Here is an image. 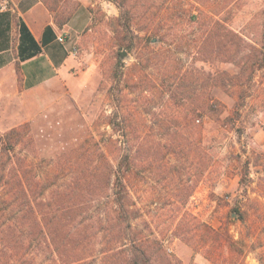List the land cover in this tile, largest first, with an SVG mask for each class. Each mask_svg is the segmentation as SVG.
Returning a JSON list of instances; mask_svg holds the SVG:
<instances>
[{"label": "rangeland", "instance_id": "obj_1", "mask_svg": "<svg viewBox=\"0 0 264 264\" xmlns=\"http://www.w3.org/2000/svg\"><path fill=\"white\" fill-rule=\"evenodd\" d=\"M155 1L157 10L163 0ZM188 1V6H200ZM141 2L127 0L123 14L108 0L91 8L92 22L76 46L80 65L72 67L73 81L64 95L41 111L33 110L29 120L0 127V134L22 128L23 136L14 151L6 152V143L0 142V199L13 204L0 202L1 264L15 258L19 239L26 248L29 241V214L14 205L12 182L18 169L25 181L46 184L42 197L62 219L57 228L84 230L81 256L96 258L97 264H118L116 252L122 250L110 247L111 224L104 220L113 214L112 168L124 156L130 158L128 203L140 210L130 233L153 255L150 264H264V67L251 70L255 58L264 63V0H201L218 14L214 20L223 18L221 23L238 36L233 42L243 47L237 59L244 64L242 80L229 92L214 87L213 78L207 89L196 78L200 72L186 77L192 70L215 74L220 69L223 28L216 24L209 35L204 25L180 19L164 21L168 37L156 46L170 50L162 61L170 59L174 82L166 90L164 68L140 54L146 36ZM106 6H114L118 15H110ZM129 39H134L133 51L119 46ZM205 45L214 51L213 63L198 60ZM118 61L124 65L121 79ZM232 67L235 75L239 68ZM209 99L222 104L218 119L203 112ZM94 180L99 181L96 190ZM26 248L19 255L29 260ZM104 250H112L107 263ZM53 257L46 251L34 263L58 262Z\"/></svg>", "mask_w": 264, "mask_h": 264}, {"label": "trees", "instance_id": "obj_2", "mask_svg": "<svg viewBox=\"0 0 264 264\" xmlns=\"http://www.w3.org/2000/svg\"><path fill=\"white\" fill-rule=\"evenodd\" d=\"M108 1L114 3L119 8L121 14H123L125 8L124 4L127 2V0ZM194 1L195 3H200V6H196L192 3L190 4V6H188V0H178V2L174 4H171V2L167 3V0H163L162 4L158 5L156 10L154 8L157 3L155 0H142L140 4L142 7H144V13L146 16V26L144 27L146 36H144L142 39L144 42V46L143 48H141L140 54L142 56L146 55V61H150L149 63H153V61L155 60L156 63L160 65V67L164 68L165 72L163 73L162 84L164 85V87H166L167 91H171L172 83L174 82V73L172 75L170 59L162 61V59L166 57L165 55H169L168 52H170V50L156 48V46H158L159 44L165 43L168 37L166 33H163V29L165 28V24H163L164 21L168 23V21L180 19L181 21L192 25H204L209 31V35H212L216 24H219L220 30L223 28L224 33V36L220 39L225 40L224 42L220 43V50H224L223 54H220V69H217V71L215 70V74L212 73L211 70H207L204 72H201L198 69L197 72L196 70H192L191 75L186 74V77H189L191 79V77H193L195 73L197 76L198 74H200V77L198 76L196 78L197 80L199 78L203 80V82H205L208 86L207 89L212 88V84L209 83L213 78L214 83H216L217 81V84H215L214 87H218L224 91L229 92L231 87H234L237 81L242 80V71L245 70L243 67L244 64H241V62L237 59L240 53L243 52V47L233 42L232 39L236 37L238 38V36L231 29L221 23V20H223V18H220V21L214 20L213 15L218 14L212 12L211 10H208V6H206V4H203L201 0ZM162 11H165L164 14H161ZM120 19L121 18H119V20ZM129 28L130 26H127V29ZM20 31L22 38L19 57L20 60L25 61L26 59H30L37 55L40 48L23 23L20 24ZM150 34L151 36H149ZM211 37L212 36H210V38ZM153 39H157V41L154 43ZM133 41L134 39H129V42L128 40H123L122 42H120L119 46L124 47L129 51H133L135 47ZM25 44L29 49L28 52L26 51V53L23 52V45ZM200 53L203 59H198L199 61L205 63H213L215 61V56H213L214 51L212 50L211 46H203ZM223 56L225 57L224 60H222ZM258 61L260 64H258ZM251 62V70L253 72L256 69L264 67V63H261L258 58H255V60H252ZM140 65L141 63L134 64L132 66V70L138 69ZM233 65L239 68L238 71H236L235 75L234 72L233 74H230L231 70L234 71V68L232 67ZM123 67L124 65L120 61H118V64L115 67L118 72V79H121V77H123ZM17 69L19 71V64H17ZM184 77L182 79H184ZM140 89L142 93L144 91H147L142 88ZM150 91H153L152 88L150 89ZM163 94L165 93L163 92ZM218 106H222L219 101H214L213 103H211L209 99L208 102H206L204 105L203 112L206 113V115L208 114L212 118L217 117L216 111H218V113H223V109H220ZM118 119V114L113 116V121L111 122V124L114 129H116L115 125L118 122ZM120 121L121 122L119 123L124 122V120ZM21 129L22 128H13L8 132L0 134V142H2L1 144L6 143V147H8V150H6V152H8L9 149L14 151L16 145H18V140H22L23 136ZM121 137H125V134H122ZM129 161L130 158L128 156H124L123 161L118 164L117 169L112 168V176L109 178L108 183L110 184L112 189L111 203L113 204V207L111 211L113 214L112 217L110 216L109 218H105L104 222L111 224L109 229L111 232L110 234L112 235L110 247H112V250L114 248L122 250V253H120V251L116 252L118 253V264H150L153 255L148 252V250L145 248V243H143L140 238L133 236L130 233L133 227V222L138 220L140 217V210L133 208V206L128 203L130 200L126 180L128 177L127 171L129 168H127L126 166L129 164ZM17 171L20 170L18 169ZM17 171V179L12 182V184L15 186L14 205H16L18 209L22 208L23 210L27 211V214H29L30 235L29 241L27 242V248L24 244L25 242H22L21 239L17 241V247L15 246L14 249L16 248L15 250H17L18 253L10 264H35L34 258L46 251H49L52 257L53 255H56L58 257V262L55 259L53 261V264H97L96 258H92L89 260L88 258L81 256L80 254L81 248L85 245L84 240L86 234L84 230L80 231V233H70L71 230L65 231V227L60 228L62 231H60L59 227H56V225L60 223L62 219L58 217V213L56 210L52 211L53 203L50 202V200L47 201V199L42 197L45 193V188L47 187L46 184L43 182H29L27 180L25 181L18 175ZM97 171L98 169L95 170V172ZM0 172L3 173L4 170L1 169ZM3 180L4 177L1 179V181ZM92 183L94 184V189L96 190L98 188L99 181L94 180ZM37 189H41V192L35 193V190ZM29 191L31 192V195H29ZM1 199L0 202L10 205L9 199ZM12 205L13 204H11L10 206ZM49 210H51V212H49ZM207 229L209 233L211 232L217 234V232L210 226H207ZM125 247H130L128 255L123 254L125 251ZM24 248L28 250L26 255H29L31 259L27 260L26 258H24V256L22 257L19 255L20 251H23ZM112 250H104L102 253L105 258L104 261L106 263L107 257L113 256L111 255ZM5 264H9V262H5Z\"/></svg>", "mask_w": 264, "mask_h": 264}, {"label": "crops", "instance_id": "obj_3", "mask_svg": "<svg viewBox=\"0 0 264 264\" xmlns=\"http://www.w3.org/2000/svg\"><path fill=\"white\" fill-rule=\"evenodd\" d=\"M100 1L0 0V127L29 120L33 110L64 95L73 81L72 67L80 65L76 46ZM21 23L40 48L25 61L19 57ZM28 50L23 45V52Z\"/></svg>", "mask_w": 264, "mask_h": 264}, {"label": "clouds", "instance_id": "obj_4", "mask_svg": "<svg viewBox=\"0 0 264 264\" xmlns=\"http://www.w3.org/2000/svg\"><path fill=\"white\" fill-rule=\"evenodd\" d=\"M106 7H110L111 8L110 15H118V11L115 9L114 6H106ZM253 264H255V262H253Z\"/></svg>", "mask_w": 264, "mask_h": 264}, {"label": "water", "instance_id": "obj_5", "mask_svg": "<svg viewBox=\"0 0 264 264\" xmlns=\"http://www.w3.org/2000/svg\"><path fill=\"white\" fill-rule=\"evenodd\" d=\"M155 41V40H154ZM126 57V52H122L121 58L124 59Z\"/></svg>", "mask_w": 264, "mask_h": 264}, {"label": "built area", "instance_id": "obj_6", "mask_svg": "<svg viewBox=\"0 0 264 264\" xmlns=\"http://www.w3.org/2000/svg\"><path fill=\"white\" fill-rule=\"evenodd\" d=\"M59 41H60V42H64V38H63V37L60 38Z\"/></svg>", "mask_w": 264, "mask_h": 264}]
</instances>
